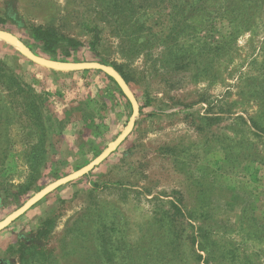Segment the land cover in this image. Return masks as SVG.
I'll use <instances>...</instances> for the list:
<instances>
[{
	"label": "rangeland",
	"instance_id": "obj_1",
	"mask_svg": "<svg viewBox=\"0 0 264 264\" xmlns=\"http://www.w3.org/2000/svg\"><path fill=\"white\" fill-rule=\"evenodd\" d=\"M9 2L23 28L3 30L39 55L29 26L78 41L70 61L120 71L141 113L100 165L0 231V264H264V134L249 122L264 129V0H0V20ZM0 63L24 84L0 83L1 221L91 162L131 107L107 103L103 73L49 70L3 41Z\"/></svg>",
	"mask_w": 264,
	"mask_h": 264
},
{
	"label": "water",
	"instance_id": "obj_2",
	"mask_svg": "<svg viewBox=\"0 0 264 264\" xmlns=\"http://www.w3.org/2000/svg\"><path fill=\"white\" fill-rule=\"evenodd\" d=\"M0 41L6 42L13 46L20 55L29 60L30 62L47 68L49 70L57 71V72H74V71H83V70H95L100 71L106 76L110 77L115 84L119 87L123 96L129 102L131 107V115L129 120L122 130V132L111 141L107 147L91 162L81 167L80 169L74 171L71 174H68L60 179L55 180L54 182L48 184L39 192L34 194L31 198H29L22 206L13 211L11 214L6 216L3 220L0 221V231L10 225L13 221L23 215L26 211L32 208L36 203L42 200L45 196L55 191L59 187L68 184L69 182L75 181L78 178L84 176L88 172L92 171L95 167L100 165L107 157H109L115 150L126 140V138L132 132L137 117L139 116V104L138 101L129 88L126 81L123 77L112 67L101 64L95 61L89 62H63L58 60H52L45 56L34 53L20 38L15 36L13 33L7 30H0Z\"/></svg>",
	"mask_w": 264,
	"mask_h": 264
},
{
	"label": "trees",
	"instance_id": "obj_3",
	"mask_svg": "<svg viewBox=\"0 0 264 264\" xmlns=\"http://www.w3.org/2000/svg\"><path fill=\"white\" fill-rule=\"evenodd\" d=\"M5 11L6 12H5L4 20H0V30H3V28H1V27H2V25L5 24V22H9L10 24L16 25L19 28H23L21 26V22L18 18V15L15 12L13 2L7 3ZM27 29L29 30V38L32 39V41L36 45L37 49L39 50L40 54H42L43 56L50 58L52 60L68 62V61H70V58H72L73 52L80 47V43L78 41H76L72 38H67L64 36H58L57 34L51 32L49 30L41 29V28H38L35 26H29V27H27ZM92 45L93 44H91V46ZM28 47L34 53L38 54L37 52H35L32 49V47H30V46H28ZM71 62H83V61L72 60ZM97 62L104 64V65H107L103 61H97ZM5 70H6L5 67L0 63V83L3 85L5 90L8 93H11L12 87H15L18 92L13 93V95H17V94L22 93L24 84L22 85L20 82H18L19 80H17V78L15 76H13L12 74L11 75H10V73L7 74V72ZM89 71L90 70H83L82 72L83 73H89ZM96 72L102 73L100 71H96ZM117 72L123 77V75L120 71H117ZM103 75L109 82H111L115 86V89H116L115 91L117 92V94H119L121 97H123L129 106V102L123 96V94L121 93L119 87L115 84V82L110 77L106 76L105 74H103ZM123 79L126 81V79L124 77H123ZM5 81H7V82H5ZM126 83H127V81H126ZM105 93H106V90H105ZM31 106H32V108H35V104H34L33 100L31 101ZM139 113H141V108H139ZM249 122H250L252 128H254L256 131L260 132L261 134H264V129L259 128L258 125L252 119H250ZM51 123H54V121L51 118L49 120L48 117L43 116L41 114H38L37 127L39 129L41 138L44 140L47 137L48 145L50 142V135L52 134V132H54L53 129L51 130V128H50ZM57 125H59V124H57ZM91 125L93 126L92 131L96 132V130H98V126H95V124H91ZM48 139H49V141H48ZM99 154H100V152L96 153L95 157H97ZM50 224H51V222L49 220L43 221L41 223V226H39V228L35 234L36 235L35 238L39 240L45 233H47L49 231V227L51 226ZM199 248L202 249V246H199ZM38 254L43 256V254H41V253H38Z\"/></svg>",
	"mask_w": 264,
	"mask_h": 264
},
{
	"label": "crops",
	"instance_id": "obj_4",
	"mask_svg": "<svg viewBox=\"0 0 264 264\" xmlns=\"http://www.w3.org/2000/svg\"><path fill=\"white\" fill-rule=\"evenodd\" d=\"M108 88H109V90H107V97H108V104L110 103L112 106H118L119 107V110H118V112H120V111H124V110H126L125 109V106L127 105V102H126V100L123 98V97H121L119 94H117V92L114 90V88H112L111 86H108ZM114 113V112H113ZM65 115V114H64ZM71 126H73L72 124H68V122H67V125H66V128L68 129V128H70ZM134 129V128H133ZM80 130H81V128H80V124H79V127L76 129V128H74L73 129V134H69V136H78L77 137V141H81V137H80ZM70 131V130H69ZM91 132L92 133H95L94 131H92V129H91ZM128 138V137H127ZM126 138V139H127ZM61 139H62V141H63V143H66V142H68L69 140H68V138H66L65 139V136H61ZM126 141V140H125ZM124 141V142H125ZM78 143V142H77ZM122 145V144H121ZM120 147V146H119ZM118 149V148H117Z\"/></svg>",
	"mask_w": 264,
	"mask_h": 264
}]
</instances>
